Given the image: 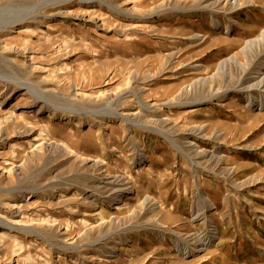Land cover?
<instances>
[{"label": "rangeland", "instance_id": "obj_1", "mask_svg": "<svg viewBox=\"0 0 264 264\" xmlns=\"http://www.w3.org/2000/svg\"><path fill=\"white\" fill-rule=\"evenodd\" d=\"M224 4L0 0V264H264V0Z\"/></svg>", "mask_w": 264, "mask_h": 264}, {"label": "bare ground", "instance_id": "obj_2", "mask_svg": "<svg viewBox=\"0 0 264 264\" xmlns=\"http://www.w3.org/2000/svg\"><path fill=\"white\" fill-rule=\"evenodd\" d=\"M207 1H211V0H207ZM237 1L238 0H218V2H219V4L220 3H222V2H224L225 4L224 5H227V6H235V7H237L236 6V3H237ZM53 5H45V6H43V7H38V6H36V5H34V6H32L31 7V9H28V10H32V12H30V13H27V14H24V15H22L23 17L22 18H13V19H10L9 20V22L8 23H6V26H11L12 28H14V27H17V26H19V25H24V24H26L28 21H29V19H37L39 16V10L41 9H43V10H50V8H52L53 9ZM109 8H111L112 10H114V12H115V10L116 11H118L117 9H115V8H112L111 6H109ZM171 10H173V9H171ZM121 13V12H120ZM30 14H32V15H30ZM30 15V16H29ZM44 17H50V16H45L44 15ZM5 26V27H6ZM236 28H237V30H239V31H242V30H244L245 29V27L242 25V24H237V26H236ZM262 44L264 45V32H263V35H262V37H261V39H256V40H252V41H249L247 44H246V46L248 47V48H251V49H257V48H259L260 46H262ZM262 70H264V68L262 69ZM22 87V86H21ZM29 90V89H28ZM250 90H255V91H259L263 96H264V73L260 70V72L258 73V77H257V79H256V82L252 85V86H249V87H247L244 91H246V92H248V91H250ZM171 104H173V105H175L176 103L175 102H171ZM178 104V103H177ZM253 107H258V108H260L261 110H263L264 109V100L263 101H261L260 103H255L254 104V106ZM10 115V114H9ZM117 117H120V118H123V120H128V117L130 116L129 114L127 115V114H124V113H117V114H115ZM13 116V115H12ZM201 131V130H200ZM197 132V131H196ZM195 134V133H194ZM168 135V134H167ZM201 136V135H200ZM203 138V137H202ZM169 139V138H168ZM167 139V140H168ZM170 140V139H169ZM170 143H172L173 145H175V147H176V149L177 150H179L180 152H184L183 151V148H180V147H178L175 143H173L172 141H170ZM188 145L189 146H191V147H194L196 144H195V142H193V141H190L189 143H188ZM183 147V146H182ZM196 151V150H195ZM144 156V155H143ZM191 159V158H190ZM127 181V180H126ZM121 183H122V181H121ZM123 184L124 185H126L125 184V182L123 181ZM122 184V186H124ZM123 191V190H122ZM202 198H203V200L204 201H208V199L205 197V196H201ZM0 223H2L3 225H5V226H8V227H11V226H9L7 223H5V222H2V221H0ZM30 231V230H29ZM33 232V231H32ZM212 232H213V230H212ZM200 251H203V249H201ZM115 257V256H114Z\"/></svg>", "mask_w": 264, "mask_h": 264}]
</instances>
